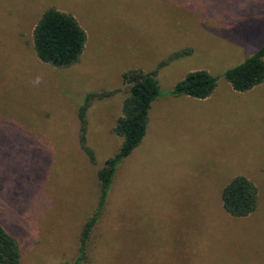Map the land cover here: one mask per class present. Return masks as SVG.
Wrapping results in <instances>:
<instances>
[{
  "label": "rangeland",
  "instance_id": "rangeland-1",
  "mask_svg": "<svg viewBox=\"0 0 264 264\" xmlns=\"http://www.w3.org/2000/svg\"><path fill=\"white\" fill-rule=\"evenodd\" d=\"M46 1L72 13L88 34L70 68L34 61L31 24ZM11 6L25 36L12 43L14 27L0 30L8 47L0 55V222L18 240L21 264L77 256L81 227L97 203L96 170L121 144L112 133L128 90L121 74L163 62L156 76L161 96L144 139L118 166L88 264H264V82L238 93L224 78L263 44L264 0ZM195 70L216 78L211 96H170ZM88 93H110L91 100L86 112V145L97 165L78 142L76 112ZM235 176L258 191L257 208L245 218L220 209V186Z\"/></svg>",
  "mask_w": 264,
  "mask_h": 264
},
{
  "label": "trees",
  "instance_id": "trees-1",
  "mask_svg": "<svg viewBox=\"0 0 264 264\" xmlns=\"http://www.w3.org/2000/svg\"><path fill=\"white\" fill-rule=\"evenodd\" d=\"M6 2L9 5H6ZM36 19L30 22V42L32 53L38 64L55 67L70 68L77 63L85 51L88 34L72 13L62 10L54 3L45 2ZM15 6L11 0H0V30L14 27L10 42H15L19 36H25L23 28H19L13 20ZM35 10L33 15L35 16ZM9 20L10 23L8 22ZM0 37V55L5 54L8 47L4 46ZM12 45V44H11ZM180 52L174 58L180 57ZM6 55H3L5 57ZM165 62L152 71L131 69L123 72L120 81L127 87V96L124 98L120 115L116 119L112 133L121 139L119 150L112 157H108L95 173L97 180V203L90 218L83 223L79 236L77 256L61 264H88L90 243L96 224L106 207L108 192L113 178L123 159L128 157L139 146L146 135L149 113L154 102L160 96V89L156 79L158 69ZM225 81L238 93L246 92L264 82V42L260 48L241 64L227 69L224 72ZM216 78L205 70H195L187 73L179 81L170 96H187L197 100H204L211 96L216 88ZM110 93H88L82 106L77 109L78 142L90 163L96 160L91 149L86 145V112L91 100L107 97ZM97 165V163H96ZM41 189L42 186L36 187ZM28 196L25 193V197ZM258 191L251 180L244 176H235L224 186H220L218 200L220 209L233 218H245L253 214L257 208ZM55 205V204H54ZM75 217V216H74ZM0 222V264H21L22 254L18 240L8 229L9 226Z\"/></svg>",
  "mask_w": 264,
  "mask_h": 264
}]
</instances>
